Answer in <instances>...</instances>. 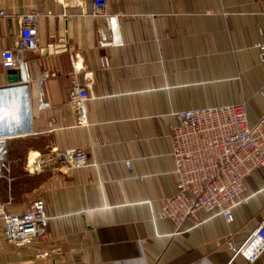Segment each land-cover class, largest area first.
Listing matches in <instances>:
<instances>
[{
    "label": "crops",
    "instance_id": "1",
    "mask_svg": "<svg viewBox=\"0 0 264 264\" xmlns=\"http://www.w3.org/2000/svg\"><path fill=\"white\" fill-rule=\"evenodd\" d=\"M107 2L114 25L91 15V0H0V142L10 166L0 203L16 214L41 199L50 217L45 243L17 249L0 221V264H264V254L228 263V244L239 247L264 215V168L245 180L231 223L204 212L179 229L153 219L177 192L169 137L178 113L243 105L250 125L264 115V0ZM32 10L39 49L22 57L32 132L12 136L21 103L7 92L14 75L1 51L16 47L18 19ZM44 71L55 76L39 83ZM73 72L88 86L85 126L66 104ZM78 149L89 168L35 169Z\"/></svg>",
    "mask_w": 264,
    "mask_h": 264
},
{
    "label": "built area",
    "instance_id": "2",
    "mask_svg": "<svg viewBox=\"0 0 264 264\" xmlns=\"http://www.w3.org/2000/svg\"><path fill=\"white\" fill-rule=\"evenodd\" d=\"M91 15L105 18L114 25L115 18L107 14V0H91ZM4 12L0 11V16ZM39 14L32 10L19 17L18 42L12 50L1 52V67L6 71L16 70L21 73L22 84H13L26 89L27 112L22 125L28 128L30 135V115L27 63L22 59L28 52L39 49L38 19ZM258 60L264 63V43L258 45ZM72 60V56H70ZM106 66V62L103 61ZM55 73L44 71L38 78L54 77ZM68 91L67 106L73 110L76 124L85 126L84 105L90 99L88 86L78 82L72 73ZM86 79V78H85ZM39 106L45 108L39 97ZM177 124L170 133L173 175L176 177V194L164 200L154 220L165 219L176 228L182 227L187 220L195 219L198 212L212 213L226 223L233 219L232 210L245 204L243 198L244 182L253 171L264 168V115L250 125L243 105L204 107L177 114ZM13 132L15 130H12ZM2 135V134H1ZM17 135V134H16ZM2 136H0L1 138ZM6 149L0 148V177L10 172L6 160ZM47 163L59 165L67 171L89 168L92 164L84 150L55 152L46 161L36 164V171H41ZM127 168L130 163L126 162ZM44 202L36 199L23 213H9L0 203V221L3 226L5 241L14 248L45 243L48 239V222ZM247 238L234 247L228 244L232 253L229 262L241 257L247 262L255 263L264 254V215ZM197 224V223H196ZM58 250L38 251L34 257L39 260L59 255Z\"/></svg>",
    "mask_w": 264,
    "mask_h": 264
},
{
    "label": "bare ground",
    "instance_id": "3",
    "mask_svg": "<svg viewBox=\"0 0 264 264\" xmlns=\"http://www.w3.org/2000/svg\"><path fill=\"white\" fill-rule=\"evenodd\" d=\"M7 92H9L10 94H17L18 95V99L20 100V103H21V118L20 120L18 121L17 119V126L15 125V130L16 132L14 131H10V135H14V134H17V135H24L25 133L29 132L28 131V128H25L24 125H22V121H25L26 119V112H27V100H26V89L25 88H22V86H16V87H13L11 88L10 90H7ZM0 93H2V91H0Z\"/></svg>",
    "mask_w": 264,
    "mask_h": 264
},
{
    "label": "water",
    "instance_id": "4",
    "mask_svg": "<svg viewBox=\"0 0 264 264\" xmlns=\"http://www.w3.org/2000/svg\"><path fill=\"white\" fill-rule=\"evenodd\" d=\"M8 75L9 76L14 75L13 79L9 81L11 85L22 84L21 73L19 71H16V70L8 71ZM1 115H2V111L0 110V118H2ZM0 148L5 149V147L3 146V143L1 142H0Z\"/></svg>",
    "mask_w": 264,
    "mask_h": 264
},
{
    "label": "rangeland",
    "instance_id": "5",
    "mask_svg": "<svg viewBox=\"0 0 264 264\" xmlns=\"http://www.w3.org/2000/svg\"><path fill=\"white\" fill-rule=\"evenodd\" d=\"M30 181V180H29ZM8 212V211H7ZM9 213H10V211H9Z\"/></svg>",
    "mask_w": 264,
    "mask_h": 264
}]
</instances>
